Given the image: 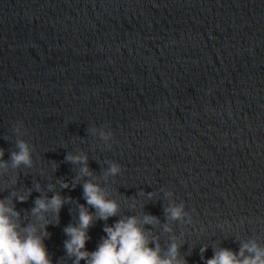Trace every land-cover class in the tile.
I'll return each mask as SVG.
<instances>
[{
  "label": "water",
  "instance_id": "1",
  "mask_svg": "<svg viewBox=\"0 0 264 264\" xmlns=\"http://www.w3.org/2000/svg\"><path fill=\"white\" fill-rule=\"evenodd\" d=\"M91 127L112 132L110 147ZM20 139L31 168L11 167ZM0 150L9 165L0 198L36 182L69 198L47 227L52 264H71L63 228L93 178L121 214L158 218L143 227L162 256L181 231L186 264H204L216 247L236 251L237 235L264 247V0H0ZM77 152L92 176L72 187L79 165L64 157ZM105 161L120 174L105 178ZM161 189L184 202L190 225L165 219L172 198ZM39 194L11 204L25 217ZM117 218L94 221L89 251Z\"/></svg>",
  "mask_w": 264,
  "mask_h": 264
},
{
  "label": "clouds",
  "instance_id": "2",
  "mask_svg": "<svg viewBox=\"0 0 264 264\" xmlns=\"http://www.w3.org/2000/svg\"><path fill=\"white\" fill-rule=\"evenodd\" d=\"M17 131H21L19 125ZM89 133L105 141L106 147L112 138V132L105 128L91 127ZM0 150V170L7 169L8 161L3 158ZM12 168L24 165L31 168L33 165L32 147L23 140L16 141V151L9 155ZM64 159L73 165H79L78 175L74 177L72 187L80 181L81 177H91L92 173L88 167V156L83 152L66 153ZM107 168L103 175L105 178L115 177L121 172V166L115 161H105ZM15 180L12 181L15 184ZM60 188H68L69 184L63 180H57ZM7 186V183H5ZM55 185H46L47 191L52 194L46 195L40 187L39 182L29 189H13L9 196L0 198V264H52L44 240L49 233L47 227L58 222V214L68 197H61L58 191H53ZM82 198L84 204L77 205L76 222L69 223L63 228L66 239L63 241L65 255L71 259V264H186L179 254V248L185 243L184 231L174 235L165 255H161L160 246L155 237L151 236L150 229L144 225H155L158 218L145 213L121 214V203L113 198L106 188H102L93 179H85L81 184ZM40 193L32 201V207L27 211L25 217L11 204V197H15L17 203L25 202L32 191ZM165 197H171L164 207L165 219L177 221L180 225H190L192 217L185 210L183 201L177 202L173 199L170 190H164ZM140 195L146 199H152L153 192H143ZM129 209H136L138 202H124ZM89 206L93 211L89 210ZM110 217H118L111 224L104 223L102 232L94 250L89 251L85 245L90 239L89 227L95 220L107 222ZM22 220H27L22 223ZM163 230L171 232L167 223ZM239 240L236 251L229 248L216 247L213 249L211 258L205 259L204 264H264V247H261L253 239H241L238 235L234 237ZM207 246L202 245L200 252L203 253ZM203 258V257H202Z\"/></svg>",
  "mask_w": 264,
  "mask_h": 264
}]
</instances>
